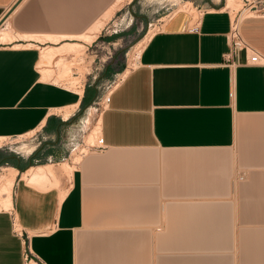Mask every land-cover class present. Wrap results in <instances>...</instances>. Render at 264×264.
Returning a JSON list of instances; mask_svg holds the SVG:
<instances>
[{"label":"crops","instance_id":"0c3cea01","mask_svg":"<svg viewBox=\"0 0 264 264\" xmlns=\"http://www.w3.org/2000/svg\"><path fill=\"white\" fill-rule=\"evenodd\" d=\"M16 1L0 0V21ZM101 1L21 0L0 25L16 35L0 42V136L38 132L57 164L83 93L42 81L39 52L75 40L111 0ZM223 5L196 2V31L184 9L149 24L160 29L108 92L101 143L63 198L61 183L39 191L17 178L13 207L0 210V264H24L26 244L45 264H264V60L223 57ZM240 34L264 59V12L245 17ZM48 87L74 99L45 102ZM70 105L67 118L51 111Z\"/></svg>","mask_w":264,"mask_h":264},{"label":"rangeland","instance_id":"374dc122","mask_svg":"<svg viewBox=\"0 0 264 264\" xmlns=\"http://www.w3.org/2000/svg\"><path fill=\"white\" fill-rule=\"evenodd\" d=\"M204 1L205 0H177L176 2H172L171 0H122L121 6L114 10L97 37L91 43L85 45L83 51L81 50L79 52L80 55H64L66 61H73L69 64V66H71L69 73L70 77H76L79 80L78 84L80 86L83 85L84 92L78 108L73 111L72 116L68 120H65L66 126L63 131L62 139L67 144L68 150L63 159L59 162H70L86 144V136L95 125L104 106L108 92L117 84L119 81L118 79L124 75V71H128L130 67L134 66L135 60L137 59L135 47L140 41L144 40V38L146 43L148 41L146 37L148 38L151 33L156 31V28H153V25L150 26L149 24L161 17V20L165 21L169 17V14L179 9H184L193 17H197L199 11L195 9L194 5L196 2L202 3ZM221 1L225 4L224 1L226 0ZM243 2H245V0H238V8L233 9H240ZM99 12V10H95V15ZM73 55L77 57V60L75 59L76 61H74V58L71 60ZM120 65H122V68H120ZM53 66L55 69L58 68L56 65ZM42 89L44 88L38 86L34 89L33 93ZM84 94L86 103L84 106H81ZM42 98L45 102L49 103L51 101L71 100L74 99V96L48 87L43 91ZM51 111L62 119L60 111ZM42 140L38 132L4 139L0 146V167L5 165H13V167H16L15 163L23 167H29L30 165L53 162L57 170L59 184L61 183L60 189L64 190L69 183L68 179L71 174L69 173V175H67L66 172L63 170L61 171L60 165L57 164V160L49 156L45 157L41 150L42 144H39V142H43ZM94 143V146L89 147V150L94 149L95 146L98 145L97 141ZM31 146H35L34 150L31 153H27L26 149ZM16 168L21 171L18 167Z\"/></svg>","mask_w":264,"mask_h":264},{"label":"bare ground","instance_id":"6f19581e","mask_svg":"<svg viewBox=\"0 0 264 264\" xmlns=\"http://www.w3.org/2000/svg\"><path fill=\"white\" fill-rule=\"evenodd\" d=\"M94 1L95 3L97 2L100 3L101 0H94ZM171 1L176 2L177 0H171ZM121 2L122 0H111L107 6L102 8L101 11L97 15H95L93 22L89 24L83 31H81L80 33H77L78 35L76 36H71L73 34L71 35L69 34L71 37H75L76 38L75 40H68V41L65 40V41L57 43L60 38L64 37L62 34H59V36L54 35L52 37L51 36L43 37V36H34V35H20L21 37H24V38H35L42 42L45 39H47V40L54 41V43H57V44H52V45H45L43 47L41 46L40 59H39L38 66H37L39 73H40V79L42 81H47L53 84L62 85L66 88H69L75 91L76 94L82 95L83 85L80 86L78 84L79 80L76 77L71 78L69 74L70 67H71L69 66V64L73 62L71 61L73 60V58H74V61H76L77 57H74L75 55H73L72 59L70 60L71 62H68L66 61V57L64 55L79 54L81 50L83 51V49L85 48V45L87 43H91L97 37L98 33L101 31L106 21L111 17L114 10L117 9L119 6H121L120 5ZM237 2L238 0H226L223 8L224 9L238 8L239 4ZM200 15H201V12H200ZM194 18L196 17H193V19ZM152 34L153 33H151L150 36ZM150 36L147 38L145 35L146 39H149ZM15 37L16 35L12 34L10 30L0 29V42L12 41ZM65 37H68V36H65ZM144 45H145V38L144 40L140 41L135 47L136 58H138ZM15 47H22V45H15ZM53 65L58 66V68L55 69ZM75 107L76 105H70V106H66L63 108H59L56 111H60L62 116L64 118H67L72 113ZM33 132H30L28 134H31ZM99 133H100V115L98 116L97 121L95 125L92 127L91 131L87 134L86 144L80 149L79 153L76 155L74 154L75 156L71 159L70 162L68 161L60 162L59 165H60L61 171L63 170L64 172L67 173V175H69V173L72 175V171L75 168L76 164L80 161L82 155L87 153L90 149L89 147L93 146L95 144L94 142L99 139ZM28 134H25V135H28ZM25 135H20V136H25ZM7 138H8L7 136L6 137L0 136V146H1V142ZM32 149H33L32 146L28 147L26 149V152L29 153ZM16 177L21 178L22 180L25 181L27 185L39 191H48L54 187L59 186V178H58L57 170L55 168L54 163L53 164L51 163L43 164L42 163L38 165H33L31 167H28L24 171H19L16 167H13V165L12 166L11 165L1 166L0 167V210H10L13 207V201H12L13 194L12 193H13V186H14ZM64 194H65V190H61L59 192V200L63 198Z\"/></svg>","mask_w":264,"mask_h":264},{"label":"built area","instance_id":"2783aa9c","mask_svg":"<svg viewBox=\"0 0 264 264\" xmlns=\"http://www.w3.org/2000/svg\"><path fill=\"white\" fill-rule=\"evenodd\" d=\"M225 10L228 14V29L226 32V39L228 41L229 51L225 53L223 57L226 60H228L230 58V55L232 54L235 55L236 53L240 51H245L250 61L253 63L264 60L260 54H258L250 46L247 45V43L244 41V39L242 38L240 34V24H241V21L245 17H248L250 15H259L264 12L263 0H252V1L245 0V2H243L242 7L240 9L226 8ZM200 12L201 11H199V14L197 15L195 19H193V16L189 12H187L190 17L187 28H186L187 31H196L198 29L199 21L201 18ZM153 28H156V30H159L160 25L157 26L156 24H153ZM232 64L233 62H231L229 65H232ZM3 137H6V136H3ZM97 142H98V145L101 143L100 136ZM12 221L16 222V219L14 216H13ZM18 231L19 230L15 229V232H18ZM23 259H24V264H45L40 259H38L37 256H35L32 253L28 244H26V248L23 254Z\"/></svg>","mask_w":264,"mask_h":264},{"label":"water","instance_id":"95a60500","mask_svg":"<svg viewBox=\"0 0 264 264\" xmlns=\"http://www.w3.org/2000/svg\"><path fill=\"white\" fill-rule=\"evenodd\" d=\"M21 0H17L14 5L12 7H10V9L7 11V13L2 17L1 21H0V25L2 24V22L7 18V16L12 12V10L16 7V5L20 2Z\"/></svg>","mask_w":264,"mask_h":264},{"label":"trees","instance_id":"16d2710c","mask_svg":"<svg viewBox=\"0 0 264 264\" xmlns=\"http://www.w3.org/2000/svg\"><path fill=\"white\" fill-rule=\"evenodd\" d=\"M121 66L122 65H120V68H121ZM85 94H84V96H83V98H82V101H81V106H84L85 105V103H86V100H85ZM15 166L16 167H18L21 171H23L25 168H27V166L26 167H23V166H21L20 164H18V163H15Z\"/></svg>","mask_w":264,"mask_h":264}]
</instances>
